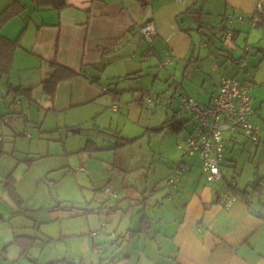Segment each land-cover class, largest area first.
Returning <instances> with one entry per match:
<instances>
[{
	"label": "crops",
	"instance_id": "0c3cea01",
	"mask_svg": "<svg viewBox=\"0 0 264 264\" xmlns=\"http://www.w3.org/2000/svg\"><path fill=\"white\" fill-rule=\"evenodd\" d=\"M17 1L26 10L9 22L1 35L10 41L19 39V47L12 72L0 86L2 91L11 87L29 93L30 98L19 96L21 102L17 107L0 101V117L9 115L13 119L14 113L28 122V116L33 120L37 113L44 115V125L51 117H63L72 134L76 135V129L81 134L89 126V131L101 138L103 146L97 149L104 153L92 154L90 161L115 155V162L101 171L91 168L90 161L88 168L79 170L87 175L90 185L97 187L96 197H105L103 209L115 212L101 223L99 233H88L92 239L114 223L110 239L120 240L118 249L126 247L127 252L138 253L139 264H264V30L253 29L246 22L225 24L236 33L229 47L224 42L230 41L216 29L228 15L251 19L259 3L263 5L264 20V0H66L67 7L62 11L38 9L32 0H0V15ZM147 23L157 31L152 46L138 32ZM224 54L228 58L223 62ZM170 56L171 64L162 68L161 63ZM213 60L218 63V83L210 90L204 81L198 89L194 84V67L202 68V74L209 77L202 66ZM51 64L80 74L59 84L54 100L44 92V83L52 76ZM144 77L153 79L151 90L164 77L173 96L167 99L160 94L151 103L141 102L134 94L147 90L143 88L147 87L142 82ZM224 77L252 85L253 120L260 128L262 142L254 146L242 132L224 133V179L211 183L199 157H181L178 144L194 131L196 121L185 112L187 118H181V109L174 110V99L184 94L209 105ZM130 82L135 86H127ZM178 85L182 91H178ZM108 90H115L119 100L107 94ZM203 91H207L206 102L198 100ZM162 105L166 107V119L143 128L139 137L125 135L119 121L114 122L107 111L121 114L124 125L139 128L145 110L155 106V113ZM169 109L174 112L172 117ZM167 121L178 127L176 132L148 134ZM49 124L47 130L51 133L50 121ZM113 134L138 140L115 150L118 144ZM91 135L87 142L98 145L100 139ZM4 141L1 134L0 142ZM15 157V152H6L1 159L0 179L12 175L17 167ZM179 160L187 166V172L173 187L169 178ZM90 172L97 176L94 180L90 179ZM3 184L0 180V189ZM259 184L263 186L262 195L239 198L230 209L222 207L221 198L231 193L232 187L251 192ZM107 189L117 197L107 196ZM4 209L0 202V213L4 215L0 222H5ZM11 216L7 229L0 223V231L5 235L4 246H0V264H22V256L30 253L23 255V250L14 244L16 237L27 235L22 234L23 228L13 226L16 213ZM10 246L20 249L19 258L10 257ZM126 258L131 260V256ZM101 261L111 263L110 258Z\"/></svg>",
	"mask_w": 264,
	"mask_h": 264
},
{
	"label": "rangeland",
	"instance_id": "374dc122",
	"mask_svg": "<svg viewBox=\"0 0 264 264\" xmlns=\"http://www.w3.org/2000/svg\"><path fill=\"white\" fill-rule=\"evenodd\" d=\"M224 43L229 47L233 44L226 41ZM225 55L221 57L223 62L228 58ZM202 67L204 71L207 70L209 77L202 74V68L194 67V84L199 89L205 81L206 89L211 90L212 86L217 84L219 80L216 76L218 63L213 60L203 64ZM160 79L156 89L151 90L153 79L144 77L142 82L147 87L143 88L147 89L146 91L149 90L148 92L154 98L161 94V97H168L167 99H169L173 96V91L166 86L164 77ZM170 82L174 81L170 79ZM129 85L135 86V83L130 82L127 86ZM0 89L4 90L1 86ZM164 92L165 94H162ZM203 92L202 97H198L200 102L207 101V91ZM180 100L181 97L174 99L175 111L180 110ZM3 103L9 104V107L11 105L13 107L19 106L13 104L11 100H4ZM153 107L145 110L139 128H134L128 125L129 123L124 125L125 120L121 118V114H113L110 109L107 111L108 116L112 117L114 122L119 121L120 130L125 135L139 137L143 134L144 129L151 128L152 125L166 119L165 106H158L159 108H156L155 113L152 112ZM169 113L171 117L174 114L171 109H169ZM8 116L2 119L0 117V135L3 134L5 137L3 144L6 150L5 155L6 152L10 155L15 152L17 167L15 170L13 169L12 175L15 185L17 182L15 188L18 191L17 189L16 191L19 196H22L20 198L23 202L21 205L15 203L5 192V185L9 176L0 179L4 183L0 189V202L5 208V222L0 223L7 229L10 226L11 213L15 212L17 217L13 226L23 228L24 233L22 234L24 235L40 238L36 247L30 250L29 255L22 256V264H99L101 259L108 258H110V264H139L138 253L134 254L131 251L130 254L126 247H119L118 249L116 245L120 240L117 239L114 242L110 239L109 234L115 230L114 223L104 229L103 234H99L94 239L88 234L89 232L99 233L101 223L106 222L112 212V210L103 209V203L106 202L104 201L105 197L102 195V197L97 198L96 196H99L98 191H95L97 187L90 185L87 181V175L79 171L81 167L88 168L87 164L92 154L104 153L99 149L95 150L94 146H87L89 143L87 140L92 137L91 134L96 135L95 139H100L98 145L95 144L96 147L103 146L98 134L90 132L89 126H86L81 134H72V129L68 127L63 117H51V120H47L46 125H44V115L40 117L37 113H35L33 120H31V116H28V122L24 121V118L18 119L14 113L13 119ZM180 117L187 118V115L181 111ZM49 121L51 122V133L47 130L50 126ZM56 124H59V127ZM15 132L17 134L26 132V135L19 136ZM135 149V151L138 150L137 147ZM101 158L97 159L96 157L90 161L92 162L91 168L101 171L104 167H109L115 162V155L111 156L110 159L108 157ZM6 160L10 159L6 158ZM180 160L177 163H180ZM258 161L257 159L254 164H257ZM90 174L91 172L89 177L92 180L97 177ZM101 177L103 178V175ZM112 201L115 202L114 199H110V202ZM1 216H4L3 212L0 213V218ZM4 237L3 231H0L1 247L5 243ZM44 241L48 243L45 244ZM8 249H11V258H19L20 249L17 246L7 247ZM95 250H98L99 253L95 254ZM127 256H131V260H128Z\"/></svg>",
	"mask_w": 264,
	"mask_h": 264
},
{
	"label": "built area",
	"instance_id": "2783aa9c",
	"mask_svg": "<svg viewBox=\"0 0 264 264\" xmlns=\"http://www.w3.org/2000/svg\"><path fill=\"white\" fill-rule=\"evenodd\" d=\"M235 22H246L253 29L264 30L263 5L261 3L257 5L256 13L251 19L242 15L226 16L223 22L216 25V29L220 31L225 27V24L231 26ZM138 32L143 41L148 46H152L157 36L155 27L147 23L140 26ZM223 37L231 42L233 40L232 30L227 28ZM171 59L170 56L169 59L161 63V67L166 68L171 64ZM173 80L175 81V78ZM178 91H182L180 85H178ZM134 96L143 103H151L155 99L148 91L136 92ZM179 97H181V111L190 115L196 121V126L194 131L178 144V148L183 157L200 158L203 172L209 182H219L224 179L221 171L226 151L224 133L242 132L254 146L261 144V131L253 120L252 85L241 82L234 77H224L218 93L209 105L200 104L184 94H180ZM7 99L11 100L13 104L19 105L21 102L14 91H2L0 89V101ZM186 172L187 166L183 163L175 165L169 178V184L175 187ZM105 194L114 198L117 197L110 189H107ZM238 200L239 198L232 193H226L221 198V205L224 209H230ZM95 253L98 254V250Z\"/></svg>",
	"mask_w": 264,
	"mask_h": 264
},
{
	"label": "trees",
	"instance_id": "16d2710c",
	"mask_svg": "<svg viewBox=\"0 0 264 264\" xmlns=\"http://www.w3.org/2000/svg\"><path fill=\"white\" fill-rule=\"evenodd\" d=\"M36 8L38 9H54L57 11H62L67 7L66 0H32ZM26 10V6L23 5L21 2H15L12 4L9 8H7L1 15H0V84H2V81L4 78H7L10 76L13 64H14V57L15 53L19 47V39L16 41H10L4 36L1 35L3 28L11 22L13 19L21 16L23 12ZM220 32L224 35L227 32V27L225 26ZM233 33V32H232ZM236 38V33H233V40ZM52 69V76L50 80L44 83V92L47 96H49L52 100H54L57 92V88L59 84L63 82L70 81L74 78H77L80 76V74L67 69L65 67H62L58 64H51ZM11 91H14L17 97L23 96L26 98H30L29 93L21 92L20 90H15L11 87H9ZM107 94L113 96L115 100H119L118 93L115 90H108ZM178 127H176L175 124L172 123V121H167L163 123L161 126L151 129L148 131V134H158L165 131H172L176 132ZM112 137L116 139V142L118 146L116 149H121L129 146L130 144H134L137 142L138 139H126L120 137L119 134H113ZM87 146H94L95 150H97V147L94 143L89 142ZM5 155V149L2 142H0V159ZM231 193L238 198H241L243 200H247L248 197L251 194L255 195H262L263 194V186L256 185L252 188L251 192L244 191L240 192L235 187L231 188ZM5 192L8 193V195L11 197V199L17 203L22 204V199L18 195L16 188H15V180L13 175H10L7 178V184L5 185ZM146 227V226H145ZM37 239L27 237V236H21L16 237L14 240V244L19 246L23 250V255H26L32 248L36 247ZM105 261H101L99 264H104Z\"/></svg>",
	"mask_w": 264,
	"mask_h": 264
},
{
	"label": "water",
	"instance_id": "95a60500",
	"mask_svg": "<svg viewBox=\"0 0 264 264\" xmlns=\"http://www.w3.org/2000/svg\"><path fill=\"white\" fill-rule=\"evenodd\" d=\"M73 133L79 134L80 133V129H76L73 131ZM34 262V261H33Z\"/></svg>",
	"mask_w": 264,
	"mask_h": 264
}]
</instances>
